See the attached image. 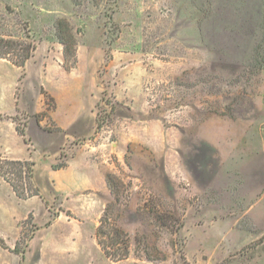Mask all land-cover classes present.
Masks as SVG:
<instances>
[{
    "label": "rangeland",
    "instance_id": "rangeland-1",
    "mask_svg": "<svg viewBox=\"0 0 264 264\" xmlns=\"http://www.w3.org/2000/svg\"><path fill=\"white\" fill-rule=\"evenodd\" d=\"M0 37L35 46L29 67L0 58V107L27 140H0V156L32 159L41 192L0 178V264H264V0H0ZM44 74L83 91L69 128ZM70 163L116 175L128 258L95 236L107 176L102 194L48 175Z\"/></svg>",
    "mask_w": 264,
    "mask_h": 264
},
{
    "label": "trees",
    "instance_id": "trees-1",
    "mask_svg": "<svg viewBox=\"0 0 264 264\" xmlns=\"http://www.w3.org/2000/svg\"><path fill=\"white\" fill-rule=\"evenodd\" d=\"M35 46L32 43H21L14 39L0 37V58H6L18 67L24 68L27 62L32 58ZM17 131L25 139V132L17 127ZM27 143V140L25 139ZM108 184L113 195L105 206L104 212L100 217V222L96 227L95 236L98 244L101 246L104 254L113 260L126 259L130 255V236L128 231L120 225L116 210L119 209L121 202L118 196L116 182L117 177L112 173L107 175ZM0 178L8 182L15 194L22 198L27 199L32 196L40 195V187L37 183L35 162L32 159H12L5 156H0ZM176 204V203H174ZM173 204L171 210L166 211L163 215L157 212L154 214V205L149 204V200L144 203L145 210L150 211L156 220H166L165 226L180 229L184 224L178 209ZM127 210L126 208L124 211ZM68 215L74 216L71 211H67ZM32 216V214L30 215ZM76 217V216H74ZM170 223V225H168ZM32 235L27 237L24 249H20L21 240H17L16 246L11 249L16 254L24 258L29 242ZM1 241L4 247L8 248L5 243ZM160 255H153L145 252L144 256L149 260L166 259L167 255L158 251Z\"/></svg>",
    "mask_w": 264,
    "mask_h": 264
},
{
    "label": "crops",
    "instance_id": "crops-1",
    "mask_svg": "<svg viewBox=\"0 0 264 264\" xmlns=\"http://www.w3.org/2000/svg\"><path fill=\"white\" fill-rule=\"evenodd\" d=\"M34 61V60H33ZM30 62V63H29ZM28 62V67L31 64V59ZM60 67V65H59ZM58 73L61 75V67ZM46 74L43 75V82L47 85L46 81ZM50 89V88H49ZM50 91L53 93V95L56 97V99L59 102L60 93L62 95H65V97L68 99L67 101H64L63 104L58 103V107L55 111V117L54 120L57 122L58 126L61 128H69L74 123H76L77 120L80 118V99L79 94H81L80 89L77 88V92L72 89H61L60 91L55 92L54 90L50 89ZM15 97V95H14ZM62 110V111H61ZM17 111L15 107V111L7 114L10 115L14 114ZM0 113H2V109L0 107ZM2 117H0V140L3 142L7 140L8 138L14 139L18 142V144H22V141H24L22 135H20L17 131L16 125L12 120L6 119L4 115L6 113H2ZM37 126L40 130L44 132L43 127V120L40 122H37ZM62 140L61 137L59 141ZM53 141V140H52ZM25 143H23L21 146H23ZM26 145V144H25ZM18 146V145H17ZM19 147V149L21 148ZM21 157V156H20ZM90 171H88L85 168H81L78 164L70 163L66 167L62 169H51L48 172V175L51 177V179L54 181L56 186H61L62 188H65L67 190H70L74 193H78L81 191H90L95 190L96 193L106 194L108 193V186L106 184V176L104 171H99L95 173V175H90ZM0 186H2V182H0ZM97 189L100 191H97ZM36 199V196H32L28 198L27 200ZM35 212V211H34ZM76 213V212H75ZM78 216L81 215V213L77 212ZM60 216V215H59ZM24 217L22 216V219ZM21 219V218H20ZM11 248L14 247V245H10Z\"/></svg>",
    "mask_w": 264,
    "mask_h": 264
}]
</instances>
